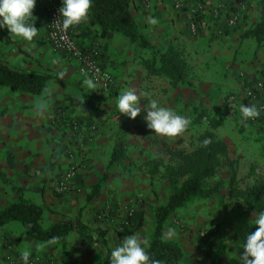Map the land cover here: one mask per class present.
<instances>
[{"label": "crops", "instance_id": "obj_1", "mask_svg": "<svg viewBox=\"0 0 264 264\" xmlns=\"http://www.w3.org/2000/svg\"><path fill=\"white\" fill-rule=\"evenodd\" d=\"M49 1L61 3V0H36L31 21L38 29V35L33 41L23 40L9 32L6 27L0 28V60L18 70L51 76L41 94L12 91L8 86L0 85V171L9 180L7 183L0 180V209L14 200L15 192L11 187L13 185L21 188L27 201L41 206L44 214H55L59 219L52 223L54 224L62 219L74 221L78 218V203L81 200L74 198V195L56 193L58 181L67 173L70 174L69 186L78 187V190L85 193L107 172L106 181H103L104 185L98 195L91 197V188V194L86 200L98 208L102 203L101 198L103 202L104 199H113L116 192L122 196V203L127 205V188L132 190L135 186L133 180L136 177H133L132 171L135 164L147 163L159 155L168 154V151L171 153L181 150L185 154L193 152L198 136L204 131L196 134L186 131L182 136L174 138L159 136L147 127L143 108L147 109L150 99L155 98L162 105L166 103V107L187 117L182 108L212 105L210 102L213 97L215 99L213 90L225 94L236 87L233 83L236 74L235 71L232 72L239 66L232 64L236 51L242 50L238 55L244 57V52H252L257 48V43L244 34L255 21L249 9L243 10L244 14L235 24H222L221 26L228 27V33L220 34L219 37L217 34L220 32V25L211 24L207 9L199 35L192 36L187 28L188 15L191 12L188 9L176 12L170 0H150L149 6L143 5L144 0H131V10L140 33L156 49L163 51L169 46L183 49L194 68L189 78L185 77L178 87H172L166 77L151 74L144 67L143 61L151 57L152 50L147 52V49L131 44L129 40L128 43L120 39L117 32L100 37L99 28L90 26L86 21L72 27L75 39L83 48L95 46L100 50L102 64L111 72L115 83L110 88L96 83L95 88H89L86 83L89 77L79 72L77 62L55 52L47 41L46 3ZM203 1L207 5H214L220 0ZM236 1L238 0H221L223 11L230 15L232 10L237 11L232 9V2ZM153 20L156 23H151ZM223 20L224 16H221L220 21ZM230 65H233L232 69L229 68ZM187 80L192 82L191 89L195 91V95L184 93L188 87ZM129 88L138 92H149L153 96H142V111L134 119L119 113L117 107L119 95ZM166 88L171 92V97L159 99L156 95ZM218 98L219 101L222 99ZM71 123L76 124L75 130ZM225 125L223 123L218 131H213L216 137L231 150V156L238 160L239 169L245 170L249 180L255 175L260 177L264 172L263 129L256 128L260 130L259 134L237 131L230 134L225 133ZM147 180L149 181L148 178ZM168 221L171 219L168 218ZM104 231L103 239L111 250L106 240L107 232ZM21 232L14 223L6 227L0 226V249L3 258L7 249L2 240H11L16 233ZM90 233L95 232L90 230ZM183 236L185 240L187 237L185 234ZM86 240L94 244L103 264V249L98 247V242ZM227 241L224 254L226 256L217 259L220 260L219 264H240L234 252H243L239 248L244 241L243 235H234L232 240ZM182 247L184 262L187 259V250L184 245ZM18 251L23 252V248L20 246ZM83 263L89 264L62 261L45 264Z\"/></svg>", "mask_w": 264, "mask_h": 264}, {"label": "rangeland", "instance_id": "obj_2", "mask_svg": "<svg viewBox=\"0 0 264 264\" xmlns=\"http://www.w3.org/2000/svg\"><path fill=\"white\" fill-rule=\"evenodd\" d=\"M170 1L173 10L176 12L178 11V9H175L176 2H178L181 6L179 9H188V11H191L188 15L189 20L187 23V28L188 32L192 36L199 35L202 20L207 9L209 11L208 17L212 23L210 21L207 22L211 23L213 26L220 25V32H218L217 37H219L220 34H226V32L228 33V31H226V28L228 27L221 25L224 23L226 25H230L231 23L235 24L237 20L240 19L244 14V9H249L252 11L253 20H255L247 28L246 32L260 18L258 0H238L235 3L232 2V9H237V11L232 10L231 15L230 13L223 11L224 5L222 4L221 0L216 2L214 5H207L203 0L194 1L195 3L191 2L190 0ZM150 3V0L143 1L144 6H149ZM221 16H224L223 21H220ZM218 21L220 22L218 23ZM209 23L206 24L209 25ZM194 24L197 30L195 34H192L190 28L191 25ZM117 36L120 39H124L128 42V39L122 34L117 33ZM256 46L257 48L252 52L245 51L244 57L238 55L242 50L239 52L236 51V54L234 55V62L232 63L233 65H239L232 70V72L235 71L236 74L233 79V83L236 85L235 88L233 87L231 91H227L225 94H221L219 92H215L216 90H213L215 99L214 97L212 101L209 99L212 105L208 104L204 107L188 106V108H182L183 111L186 112L185 116H187L186 118L189 119V121L193 120L202 110H205L208 114L207 118H202L198 123L190 125L187 131H189L191 134L201 133L202 131H218L223 123L226 124L224 126L225 133L230 134L233 131L244 134H259L260 130L256 128L261 130L263 129L264 131L263 109L258 118L246 121L242 120V115L240 112L242 105H256L258 108H264V100H259L260 98L264 99V44ZM150 50L151 49L147 50V52ZM150 55L151 57L148 59H151L154 55L153 51H150ZM65 57L69 58L66 55ZM186 59L188 60L187 57ZM188 63L189 67L186 72V78H189V74L191 73L192 68H194L192 67V62H189L188 60ZM233 65H230L229 68L232 69ZM160 75L166 77L163 74ZM166 78L172 87H178L180 83H183L185 80L184 79L183 82L180 81L173 83L168 77ZM186 85L188 87H186V91H184V93L186 95H195V91L191 89V85H193L192 82L187 80ZM147 93L148 95L144 96L145 98L153 97L152 95H149V92ZM178 94L180 93L178 92ZM156 96L159 99H166L168 96L171 97V92H168L166 88L161 90ZM174 96L176 95L174 94ZM218 97H222V99L219 101ZM163 106H166V103L163 104ZM217 116H224V121L217 128H211L209 124V118H213V121H215ZM262 147L264 148V146ZM176 151L183 152L181 150ZM227 151L230 160L234 162V168L236 172V188L252 184L258 179H264V172H262L260 177H256L255 175L251 180H249L250 178L245 173V170L239 169L238 160L236 158L233 159L230 154L231 150H229L228 147ZM168 152V154L159 155L147 163L134 165L132 171L134 172L133 177H136L133 180L135 186L132 187V190L127 188L128 192L125 194V196L128 197V199L125 200H128L127 205L122 203V196L115 192V194L112 196L113 199H104L103 202V198H101L102 203L99 205L100 207L97 208L92 206L93 204L86 200L87 196L91 194L92 186L89 188V190H86L85 193L81 190H78V187L74 186H68L67 190L64 192H59L56 186V193L74 195V198H79L81 200L78 203V218L75 220H77L79 224L85 225L92 232H96L100 229L106 230V240L111 250L114 247L120 245L123 240L127 238V236H125L123 239L119 238V232L124 229L123 225L126 223V216L131 211H139L140 208L141 210L143 209L145 216L144 224L133 234L140 236L142 240L148 245L153 232L155 209L157 206L165 203L168 196L173 191L166 170H168V168H174L182 164V155L176 153L173 154V151L171 153L170 151ZM106 176L107 172H104V174L100 177L102 181L100 188H102L104 185L103 181H106ZM206 183L208 186L217 185L215 193L209 197L195 198L194 200L187 203L184 207L177 209L169 217L171 221L169 222L167 220L163 231L165 239H172L178 242L181 246L184 245V248H186L187 252H185V254L187 259L185 258L186 260L181 262V264H219L220 260L218 261L217 259L222 256H226L224 254L226 253L228 245L227 240H232L234 235H237L238 237H242L243 235V238H245L252 226V219H254V216L256 215L255 211L242 203L241 198L236 199L230 193L228 186H232V184L230 183V170L227 165L222 164L215 176L209 179ZM126 184H128V182L125 183V186ZM78 194L81 195V197ZM63 215L64 217L67 216L65 214ZM57 219L59 218H57L55 214L48 212L44 214L43 210L41 226L44 229H47ZM10 223L16 224L18 229L22 230V232L19 234L16 233L17 235L15 234L11 240L8 238L2 240L4 247L7 249V254L4 256V260L0 249V264H4L3 262H8L9 264H24L22 256L25 250L30 251L28 264H45L49 262L54 263L61 261L102 264L99 254H97L95 251L94 244L84 238H81L78 233H76L75 229V231L72 230L69 233V238H67L65 244H62L56 240L52 242H46L32 238L25 233L26 228L19 221H12L1 224L0 226H10ZM168 223H170L169 226ZM201 231L207 232L205 239H201L199 237V233ZM183 234H185V237H187L185 238L186 241L184 240ZM189 241H191L192 245H189ZM20 246L23 248V252L18 251ZM234 253L236 254V257L240 255L238 250Z\"/></svg>", "mask_w": 264, "mask_h": 264}, {"label": "trees", "instance_id": "obj_3", "mask_svg": "<svg viewBox=\"0 0 264 264\" xmlns=\"http://www.w3.org/2000/svg\"><path fill=\"white\" fill-rule=\"evenodd\" d=\"M260 9L259 20L245 33L251 37L257 45L264 44V0H258ZM90 26L99 28V36L105 37L110 32H117L125 36L130 43L136 44L142 49H151V59L143 61L144 67L151 74H163L173 83L183 82L189 67L183 49L169 46L165 50L156 49L143 34L140 33L138 25L131 10V0H93L90 14L87 18ZM95 47V46H93ZM102 62V54H101ZM51 78L49 74L32 71L18 70L11 67L6 61L0 60V85L8 86L12 91L26 92L30 94H41L47 81ZM205 110L200 111L190 121V125L198 123L202 118H207ZM209 118L211 128H217L224 121V116H217L215 121ZM209 143L205 144L204 141ZM173 154L182 155V164L166 170L172 186V193L165 203L159 205L154 213V226L151 239L148 243V251L153 260L158 264H181L184 257L182 246L172 240L164 238V228L168 218L179 208L195 198L209 197L215 193L217 185L208 186L207 181L215 176L219 167L224 164L230 170L229 191L236 199H242L257 214L264 211V179L255 180L252 184L236 188L234 162L228 156L226 144L218 139L212 131H206L197 138V145L193 152L184 154L173 151ZM0 180L9 182L0 171ZM101 180L92 187L91 197L98 195ZM15 192L14 200L5 208L0 209V225L12 221H19L25 228L26 234L40 241H59L65 244L68 235L76 230L78 235L98 242V247L103 249V264H110L111 250L105 241V231L100 229L91 234L90 230L79 222L70 219H62L49 228L41 226L43 208L27 201L21 188L11 186ZM124 229L119 232V238L133 234L144 223V212L131 211L125 219ZM256 228L252 224L249 232ZM248 232V233H249Z\"/></svg>", "mask_w": 264, "mask_h": 264}, {"label": "clouds", "instance_id": "obj_4", "mask_svg": "<svg viewBox=\"0 0 264 264\" xmlns=\"http://www.w3.org/2000/svg\"><path fill=\"white\" fill-rule=\"evenodd\" d=\"M36 0H0V28H7L12 34L31 42L38 35V29L34 26L31 18ZM93 0H61L59 9L61 27L64 31L73 26L80 25L87 21L92 8ZM59 18V19H60ZM151 23H156L155 20ZM63 73L60 74V78ZM89 88H95L94 81L89 78L86 81ZM146 92H138L129 88L122 92L118 98V112L127 115L129 118H136L142 111L141 98L147 96ZM144 116L147 127L152 129L154 134L162 137H179L186 131L190 121L178 114L170 107L163 106L157 99H150V104ZM242 120L256 119L261 114V109L256 105H242L240 108ZM210 141L205 140L207 144ZM252 224L255 230L246 234L243 249L236 258L240 264H264V211L258 212ZM148 245L137 234H130L123 242L114 247L111 251L110 264H158L151 258ZM30 251L23 252L24 264H28Z\"/></svg>", "mask_w": 264, "mask_h": 264}, {"label": "built area", "instance_id": "obj_5", "mask_svg": "<svg viewBox=\"0 0 264 264\" xmlns=\"http://www.w3.org/2000/svg\"><path fill=\"white\" fill-rule=\"evenodd\" d=\"M177 1V0H176ZM61 7L60 2H47L46 3V38L51 46V48L56 51L63 53L68 56L69 59L77 62L78 70L81 74L91 78L94 83L104 86L105 88L110 87L114 84V78L104 65L101 62V52L97 47H81L75 39L73 29L70 28L67 31H64L61 27L59 9ZM175 9H179L181 6L178 2L175 4ZM60 18V19H59ZM233 24V23H231ZM197 28L194 25H191L190 31L192 34H195ZM261 112L262 109L260 108ZM72 128L76 129V124L71 123ZM70 174L67 173L59 181L57 189L59 192H64L67 190L69 184L68 180ZM207 236L206 231H201L199 237L205 239Z\"/></svg>", "mask_w": 264, "mask_h": 264}]
</instances>
